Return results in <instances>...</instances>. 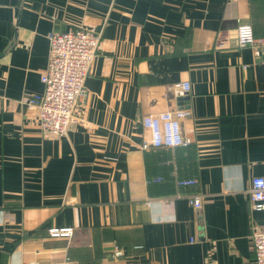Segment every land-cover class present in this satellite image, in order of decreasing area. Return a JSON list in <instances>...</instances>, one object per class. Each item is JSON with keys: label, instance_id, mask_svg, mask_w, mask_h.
I'll return each instance as SVG.
<instances>
[{"label": "crops", "instance_id": "1", "mask_svg": "<svg viewBox=\"0 0 264 264\" xmlns=\"http://www.w3.org/2000/svg\"><path fill=\"white\" fill-rule=\"evenodd\" d=\"M239 24L264 37V0H0V264H256L264 56L237 46ZM73 26L100 34L83 122L45 135L26 99L47 33ZM173 109L190 143L142 147V117Z\"/></svg>", "mask_w": 264, "mask_h": 264}, {"label": "built area", "instance_id": "2", "mask_svg": "<svg viewBox=\"0 0 264 264\" xmlns=\"http://www.w3.org/2000/svg\"><path fill=\"white\" fill-rule=\"evenodd\" d=\"M238 47L249 46L258 54L264 56V37H257L249 24H239L236 28ZM48 54L47 64L40 75L43 85L42 92L28 96V107L37 109L38 122L45 135L59 136L67 128L76 123H82L83 117L74 112L75 105L85 96L84 78L90 61L100 42V34L81 26H73L63 31L51 30L47 33ZM179 92L187 93L190 84L183 81L176 84ZM186 117L182 109L163 110L146 114L142 117V126L147 129L149 137L142 147L174 148L190 143V139L183 136L181 120ZM162 180L156 176L151 182ZM194 178H177V187L192 186ZM249 205L253 210L264 211V175L253 176L250 180ZM189 205L198 208L200 198L189 196ZM70 229H51L52 236L66 235ZM253 259L256 264H264V226L253 228L250 234ZM116 250L114 253H119Z\"/></svg>", "mask_w": 264, "mask_h": 264}, {"label": "water", "instance_id": "3", "mask_svg": "<svg viewBox=\"0 0 264 264\" xmlns=\"http://www.w3.org/2000/svg\"><path fill=\"white\" fill-rule=\"evenodd\" d=\"M177 101H178L179 103H180V102H184V103H182L183 106H180V104H178L179 107H184L185 105H187L188 98H187V96H179V97L177 98Z\"/></svg>", "mask_w": 264, "mask_h": 264}]
</instances>
